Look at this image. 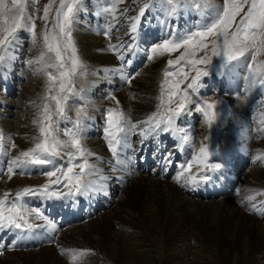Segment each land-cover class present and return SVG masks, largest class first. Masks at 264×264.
Returning a JSON list of instances; mask_svg holds the SVG:
<instances>
[{
  "label": "bare ground",
  "instance_id": "6f19581e",
  "mask_svg": "<svg viewBox=\"0 0 264 264\" xmlns=\"http://www.w3.org/2000/svg\"><path fill=\"white\" fill-rule=\"evenodd\" d=\"M217 2L220 3V0ZM101 3L109 6V2L94 0L91 9L84 7L79 12V16L85 17V21L90 20L95 26L89 28L91 33L84 29L74 33L85 67L92 70V79L90 78L87 85L96 90L90 91V94L84 93L85 97L83 94L81 97L87 103L92 102L95 93L97 97L102 96L100 99L106 98L105 105H107V103L111 104V99L115 96L114 92L120 89L121 81L137 75V70L148 60L149 53L146 50L153 46L155 40L168 38L170 28L180 32L186 31L199 21L200 17L194 12L182 11L178 17L165 18V21L160 23L165 16L164 11L152 6L141 18L135 33L136 38L133 40V34L130 32V18L136 16L139 11H136L135 7L129 11L126 6L119 3L113 13L116 18L110 20L106 13H101L102 9H98ZM125 9L127 12L124 11ZM98 13L101 18H97ZM83 21L80 20L81 26L85 25ZM109 25L113 27L109 28ZM101 32L104 34L108 32L111 40L109 43L108 40L100 37ZM109 44L118 46L132 44L133 47L131 50L122 49L125 59L120 60L115 51L108 49ZM12 49L10 50L11 58L5 61L3 69L0 70V76L6 83L9 95L11 92L14 93L13 86H16V80H20V76H27L23 68H18L22 48L12 47ZM33 57L31 60L35 61L37 56ZM145 63L140 76L134 80L132 86L126 87L129 90L130 100L126 98L123 91L117 92V98L125 106L124 112L127 117L121 109L107 105L99 106L96 113H93L90 108L88 118L84 121L82 135L85 137L82 136L81 140L86 142L83 144L84 147L93 153L88 157V161L96 168L95 174L87 176V179L95 182L93 188L99 189L96 191L105 194V198L98 199L92 195L76 198L87 204L98 203L102 209L80 221L65 217L61 227L47 218L54 227L43 221L44 229L52 234L46 242L25 252L23 249L6 248L0 254V264H259V260L264 259V161H253L258 153H264V132L257 131L262 127L258 123V114L264 112V92L258 88L256 91L255 88L246 90L248 67L239 69L238 65L247 63L237 64L229 69L236 68L235 77L229 78L227 72L229 70H224L223 73H213L211 77L209 76V83H201L199 92H203V98L207 97L206 93L224 96L238 91V94L242 92V102L239 103V109L229 123H221L215 133L212 130L210 135L209 132L205 135L201 132V136L196 139L192 137V129L189 127L192 121L196 123L195 109L190 115L186 113L179 117L177 126L183 128L191 137V142L183 147H181L179 136L171 131H157L147 136L141 134L140 129L147 125L139 124V122L147 120L157 112L156 82L158 81L157 72L161 66L158 58ZM36 64L38 63L28 65L31 67L29 76L37 72ZM101 66L103 68H100ZM94 70L104 72V75L95 76ZM107 78L114 83H109ZM32 81H35L36 85L29 84L31 89L26 90L28 92L26 94L22 92L19 98V102L27 109L26 113L21 112L19 116L23 117L25 114V119L22 121L15 117L10 120L0 116V125L2 123L5 126L1 129H4L6 138L4 144L6 154L0 155L2 177L8 175L6 174L8 171L4 169L12 160L10 157L12 134L17 133L18 136L15 138L17 143L26 149L34 145L33 120L38 111L41 91L38 90V81L34 79ZM105 81L106 84H104ZM6 97L0 99V105L9 107L12 104ZM197 100L196 98L194 103ZM72 101L80 102L77 98ZM108 109L123 113L124 118L129 122V128L131 124L138 125L136 129H130L127 132L122 144L118 146L116 155L109 149L105 135L104 120L106 121L107 112L103 117V110ZM5 110L6 113L7 108ZM100 110L102 113L99 114ZM101 124H105L103 130H100ZM64 125L72 127V124L67 121L60 126ZM225 127L231 128L230 135L225 134L227 133ZM60 136L62 139L66 138L63 136V131L60 132ZM165 136L171 139L166 140L165 143L174 149L169 156L166 151L165 153L163 150L160 151L162 141L154 139ZM195 140L196 145H194ZM204 143L208 144L213 153L210 162L223 165L221 169L211 174L213 181L210 183V186L220 185L224 189L220 199L195 196L194 193L200 194L204 191L203 184L185 186V177H181L178 183L176 177L181 171L180 167L168 179L164 176L165 170L162 173L156 172L157 163L154 165L149 163V160L161 161L163 164L166 163V167H170L172 162L178 161L175 159L176 155L182 156L183 149L190 150L193 144L194 153H196ZM22 151L24 150L21 149ZM233 160L237 161L231 163ZM245 163L249 166L242 171ZM55 164L56 167L66 168L67 157H57ZM49 170H52L51 165L42 168L34 167L26 170L24 174H21L20 169H15L14 173L17 171V174L8 178L7 182H5L7 177L0 178L1 188H5L7 184V189L2 190L0 195L11 190L12 193L9 194L11 199L18 190L43 182L46 177L41 176ZM230 171L233 173L230 174ZM195 172L196 166L193 165L191 173L188 174ZM34 175L41 178H35ZM23 183H27V186L22 185ZM56 187L54 186V189ZM106 198H109V202L102 200ZM22 202H26L29 208L37 206L51 218L57 216L59 207L63 210L65 207L68 210L72 207L63 198L45 199L40 196H28L24 197ZM191 241L194 242L192 246ZM62 252H66L68 256ZM80 253L84 254L80 255ZM207 254L212 256L211 259ZM74 256L75 259H73Z\"/></svg>",
  "mask_w": 264,
  "mask_h": 264
},
{
  "label": "snow or ice",
  "instance_id": "6c2138e0",
  "mask_svg": "<svg viewBox=\"0 0 264 264\" xmlns=\"http://www.w3.org/2000/svg\"><path fill=\"white\" fill-rule=\"evenodd\" d=\"M122 0H111V7L102 9L104 13L115 12L116 6ZM158 3L164 11L166 19L178 17L182 11L194 12L199 15L200 20L189 27L186 31H177L170 28V36L164 38L162 43L154 44L146 51L148 59L151 61L156 56L164 53L171 54L179 49H183L175 60H168L164 71V80L161 83L160 105L157 112L153 113L145 121L139 124L147 125L141 128L144 136L154 134L157 131L173 132L179 136L181 147L191 142L190 135L183 128L177 126V119L184 114H191L189 105L194 103L193 95L197 94L202 86L201 78L209 75V69L213 66V58H218L219 63L215 66L217 71L223 73L237 64L247 63L248 81L247 88H258L264 92V61H258L257 56L264 51V0H145L139 13L130 18V32L135 40V33L141 18L145 16L146 10L152 8L153 3ZM35 3V0H0V70L3 69L5 61L11 58L10 49L14 41L18 38V33L27 31L32 35L33 42L36 41V25L34 17L27 11V4ZM53 4L56 7L53 9ZM84 8V0H49L44 5V14L40 17L45 21V30L41 34L46 51H42L35 61L29 60V64L39 63L41 65L37 71H45L48 77V90L41 98V109L39 119L33 120V124L38 129V136L32 148L22 151L19 156L9 161L8 172L14 173L15 169H20L21 174L34 167L52 166V170L45 171L44 175L56 179L37 187H25L18 190L14 197L9 199V193L5 192L0 198V230H19L20 233L31 232L42 225L31 222L43 220L51 225L47 217L40 208H29L26 202H22L24 197L40 196L45 199H60L65 197L88 196L94 189L92 180L87 176L94 175L96 168L89 163L88 157L93 153L85 148L81 143L84 128V121L88 118L85 108L77 111L76 119L72 120L67 116L66 104L73 96H80L83 89L77 91L72 87L73 77L84 75L83 62L76 54V47L72 39V26L77 19V14ZM54 11L51 18V29L48 28L49 13ZM127 12V9L124 10ZM99 14V13H98ZM116 17L113 16V19ZM113 25H109V28ZM108 35V32H105ZM132 44L115 45L109 44L108 49L115 51L120 60H124L122 49L131 50ZM211 54H208V49ZM204 51V55L197 58V53ZM47 53H54L55 60L49 62L45 59ZM70 53L67 56L66 54ZM251 55V62L248 57ZM131 63V61H128ZM205 65L204 68L198 65ZM187 67L189 70L183 71ZM174 68L175 71H169ZM49 69L54 71H49ZM195 73L192 75L191 73ZM179 75L180 79L175 82L169 81L170 76ZM190 80L186 87L180 85ZM53 83L59 84L56 95H50ZM167 85V87H165ZM167 92L168 100L165 105L164 94ZM179 100L175 108L170 105ZM54 103V109L52 103ZM222 101H195V111L201 113L209 127L224 118V112L219 105ZM161 107H166L165 111H160ZM231 115L230 110H224ZM258 123L262 127L257 131L264 132V112H260ZM67 121L72 127L63 129L62 139L60 136L61 122ZM137 124H131L124 118L123 113L115 109H108L106 116L105 135L108 140L109 149L114 155L117 154L118 146L123 142L130 129H136ZM207 140V137H205ZM6 138L0 133V155L6 154L4 144ZM14 147V145H13ZM74 150V151H73ZM213 153L208 144H201L198 152L186 164H182L181 171L176 177L180 182L181 177H185V186H198L210 182L212 173L223 167L221 163L210 162ZM57 157H67L68 166L56 167ZM79 160L80 163H75ZM253 161H264V153H258ZM169 163L171 161L169 160ZM193 165L196 172L191 173ZM79 172H75L76 168ZM188 174V175H186ZM54 186L56 190H54ZM67 188V191H59L58 187ZM102 187V186H101ZM255 207V206H253ZM84 253H80L83 255ZM75 259V256L73 257Z\"/></svg>",
  "mask_w": 264,
  "mask_h": 264
},
{
  "label": "rangeland",
  "instance_id": "374dc122",
  "mask_svg": "<svg viewBox=\"0 0 264 264\" xmlns=\"http://www.w3.org/2000/svg\"><path fill=\"white\" fill-rule=\"evenodd\" d=\"M101 1V0H100ZM104 2L106 1L107 3L109 2V6H108V4L107 5H103L102 3H101V6H96V7H98V9H104V8H107V7H111V1L110 0H103ZM8 2L10 3V0H8ZM93 2H94V0H84V7H86V8H88V9H91L92 8V6H91V4L93 5ZM143 2H145V0H122V2L120 3L121 5H123V6H126V8H128V10L130 11V9L131 8H133V7H135L136 9V11H139L140 10V7H142V5H143ZM223 2V0H220V3H222ZM49 3V0H35V3H28L27 4V11L34 17V22H35V25H36V28H35V31H36V41L35 42H33V38H32V35L29 33V32H27V31H21L20 33H18V38L14 41V43H13V47H15V48H18V47H20V49L23 51L22 53H21V55H20V61H18V62H20V64L18 65V68H23V71H25V74L27 75V76H20V80L18 79V80H16L17 81V84H16V86H13V87H15L14 88V93L13 92H11V94L9 95V94H7V87H6V83H4L3 82V80H2V78H1V76H0V99H3L4 97H6V98H9L10 99V103L12 104L11 106H9V107H5V105H3V104H1L0 105V111H1V113H0V116L1 117H4V118H9L10 120H13V119H15V117L16 118H20L22 121L25 119V114L23 115V117L22 116H19V113H21V112H27V109H25V106H22V104L19 102L20 101V95L22 94V92L24 93V94H26V93H28L26 90H29V89H31V88H29L30 87V85L32 84L33 86H35L36 84H35V81L33 82L32 80L34 79V80H36V81H38V90L39 91H41L40 92V98H42V97H44L45 96V94H46V92H47V90H48V84H49V81H48V77H47V74H46V72L45 71H37L36 73H34V75H31V76H29L28 75V73H29V70L31 69V67H28V65H29V63H28V61L29 60H31V59H33L34 57L33 56H37V57H39L40 56V53L42 52V51H46V49H45V46H44V43H43V40H42V36H41V34L43 33V31L45 30V21L44 20H42L40 17H42L43 16V14H44V5L45 4H48ZM57 3H58V0H57ZM88 3V4H87ZM88 5V6H87ZM104 6V7H103ZM153 6L155 7H158V9H161L162 10V8L160 7V5L158 4V3H153ZM56 7V5L55 4H53V9ZM130 7V8H129ZM151 9V8H150ZM147 11V10H146ZM163 11V10H162ZM102 14H104L103 12H101ZM107 14V16H109V19L110 20H114L113 19V16H114V14H113V12H109V13H106ZM54 15V11L53 12H50L49 13V21H48V28L49 29H51V18H52V16ZM111 16V17H110ZM77 17H78V19H76L75 20V22L73 23V26H72V39H73V42H74V44H75V47H76V54H77V56L79 57V59H80V61H82L83 62V59H82V57H81V53H80V47L78 46V43H77V38H76V36H75V33H74V31H77V30H80V29H84V30H88L89 32H90V30H89V28L91 27V26H93V28L95 27L92 23H91V21L90 20H87V21H85V17H81V16H79V13L77 14ZM80 17V18H79ZM164 18L163 19H161L160 20V23H163L164 21H165V16H163ZM97 18H101L100 17V14L97 16ZM80 20H84L82 23H84L85 25L83 26V28H82V26H81V24H80ZM79 24V25H78ZM86 24H88L87 26H86ZM79 26V27H78ZM79 28V29H78ZM91 33V32H90ZM102 34H99L100 35V37H102L103 39H105L106 41L108 40V43H109V41H111L110 40V38H109V35H105L103 32H101ZM108 37V38H107ZM164 38H161V39H158V40H155V42H154V44H159V43H162V40H163ZM107 43V44H108ZM153 44V45H154ZM20 45V46H19ZM11 51L13 50L12 48L10 49ZM11 51H10V53H11ZM181 51H183V49H179V50H177V51H175V52H172L171 54H168V53H164L163 55H159V56H156L155 58H158L159 60H160V62H161V66L159 67V70H158V72H157V74H158V81L156 82V87H157V90H156V93H157V97H156V99H155V105H156V108H157V110H158V106L160 105V99H159V97L161 96V83H162V81L164 80V71H165V68L167 67V61L168 60H170V59H172V60H175L176 59V57L177 56H179L180 55V52ZM208 54L210 55L211 54V49L209 48L208 50ZM205 53H204V51H200V52H198L197 53V58L199 57V56H202V55H204ZM68 55H70V53H67L66 54V58H67V56ZM11 56H12V53H11ZM45 59L46 60H48L49 62H51V61H54L55 60V55H54V53H47V55H46V57H45ZM257 60L258 61H264V51H262L258 56H257ZM146 61H149V59L148 60H146ZM145 61V62H146ZM144 62V64L142 65V67H140L138 70H137V75H135L133 78H130V77H127V79H125V80H123V81H121V83L119 84V87H120V89L118 90V88H117V90L118 91H123V93H125V95H126V98L127 99H129V97H128V93H129V90L128 89H126V87L128 88V86L130 85V86H132V83L134 82V80L137 78V77H139L140 76V74H141V69H144L143 68V66L146 64ZM248 62H251V55H249V57H248ZM219 63V61H218V58H213V66L209 69V75L208 76H205V77H202L201 78V83L202 82H204V83H209L208 82V78H209V76L211 77L212 75H213V73H219L220 71H216V68H215V66L217 65ZM83 65H84V68L83 69H81V71H84V75H76V76H74L73 77V83H72V87H74L77 91H79V90H81V89H83V91H82V94H83V97H85V95H84V93H89L90 91H92V90H95V89H93V87H91V86H89V85H87L89 82H90V78H91V75H92V70H89L88 69V67H85V63L83 62ZM36 66H37V69L38 68H40L41 67V65L38 63V64H36ZM106 66V65H105ZM104 66V67H105ZM239 66V69H241V68H245V67H247V64L246 65H238ZM109 67H111V66H109ZM198 67H201V68H204L205 67V65H203V64H201V65H198ZM100 68H103V66H101ZM232 68V67H231ZM230 68V69H231ZM189 69L187 68V67H185L184 69H183V71H188ZM226 70H229V69H226ZM225 70V71H226ZM236 70V68H233L232 70H229V71H227L228 72V77L229 78H231L232 76L233 77H235V75H234V71ZM28 71V72H27ZM49 71H54V70H51V69H49ZM89 71V72H88ZM95 71V72H94ZM93 72L95 73V76H103L104 74V72H97L96 70H94ZM101 71V70H100ZM169 71H175V69L174 68H169ZM33 72H35V71H33ZM192 75H194L195 73L193 72V73H191ZM15 75V74H14ZM14 75H13V77H14ZM243 75H245V74H243ZM90 76V77H89ZM88 77V78H87ZM129 78H130V80H129ZM180 78H182V77H180L179 75H175V76H170L168 79H169V81H171V82H175L177 79H180ZM92 79V78H91ZM133 79V80H132ZM139 79V78H138ZM107 80L109 81V83H114L110 78H107ZM31 81H32V83H31ZM190 82V80H188V81H185L183 84H181L180 85V87L181 88H184V87H186V85H187V83H189ZM84 83V84H83ZM30 84V85H29ZM104 84H106V81L104 82ZM125 85V86H124ZM84 86V87H83ZM122 86V87H121ZM165 87H167V85H165ZM211 87V86H210ZM106 88H107V86H106ZM125 88V89H124ZM52 92L50 93V95H56L57 94V91H58V89H59V84L58 83H53V85H52ZM96 91V90H95ZM118 91H116V92H114V95L116 96V98H115V96H113V98L111 99V104H108L107 103V105L108 106H111V107H117V108H119V109H121V111H123L124 112V108H125V106L124 105H122V103H121V101H119L118 100V98H117V92ZM125 91V92H124ZM255 91H256V88H255ZM254 91V92H255ZM127 92V93H126ZM116 93V94H115ZM232 93V92H231ZM231 93H229L230 95H227V94H225L224 96L223 95H221V96H218V95H215V94H213V93H211V94H209V93H206L205 95L207 96V97H202L203 96V92H199L198 91V93L197 94H195V95H193V101L194 100H196V98L199 100V101H209V102H211V101H222V103L219 105V108H220V110L221 111H223L224 112V118L221 120V121H218V123H216V124H213L211 127H209L208 125H207V123L204 121V117H203V115L201 114V113H199V112H197V111H195V113L197 112V114H196V116H195V122L196 123H192V130H194V132H193V134H192V137L194 138L195 137V139H196V137H199V136H201V132H203V134L202 135H205L206 133H208L209 132V135H210V133L212 132V130L214 131V133H215V131H216V129H218V127H220V124L221 123H224V122H227V123H229V120L232 118V117H234V115H235V113H236V111H237V109H239V106H240V102H242V92H239V94H238V91H236L234 94H231ZM81 94V95H82ZM90 94V93H89ZM256 94L258 95V93L256 92ZM81 95L80 96H73V97H71L69 100H68V102H67V104H66V109H67V116H70V118L72 119V120H75L76 119V115H77V111L80 109V108H85V110H86V112H87V114L89 113V111H90V108L92 109V112L93 113H96L97 112V110H99V106H107V105H105V101H106V98H104V99H100L102 96H99V97H97V96H95V93H94V95H93V97H92V102H85V100H84V98L83 97H81ZM92 95V94H91ZM100 95H102V94H100ZM195 96H196V98H195ZM5 98V99H6ZM79 99L80 100V102H73L72 101V99ZM99 99H100V101H99ZM130 100V99H129ZM167 100H168V95H167V92H165V94H164V101H165V105L167 104ZM41 99H40V101L38 102V104L40 105L41 104ZM98 102H100V103H98ZM49 103H52V105H53V109H54V103L53 102H51V101H49ZM179 103V100L177 99V100H175L170 106L172 107V108H175L176 107V105ZM245 107V106H244ZM7 108V112L5 113V109ZM189 109H190V111H192L193 109H195V107H194V103L192 104V105H189ZM232 109H235V110H233L232 111ZM88 110V111H87ZM166 110V107H161L160 108V111H165ZM224 110H230V112H231V115H228L227 114V112L226 111H224ZM8 111H10V112H8ZM20 111V112H19ZM40 111H41V109L40 108H38V111H37V113H36V117H35V120L36 119H39V113H40ZM107 111H105V110H103V115H104V113H106ZM232 112H234V113H232ZM98 113L100 114V113H102V110H100V111H98ZM244 113H247L246 111H244ZM124 114H125V116L127 117V114L124 112ZM29 116V115H28ZM73 116V117H72ZM96 117H98V116H96ZM234 119V118H233ZM227 120V121H226ZM62 124H64L65 123V121H62L61 122ZM251 123H252V120H251ZM61 124V125H62ZM3 124L1 123V125H0V129L1 128H5V126L3 125ZM36 125H34V128H35V133H34V135H35V137H37L38 136V129H37V127H35ZM216 126V127H215ZM230 126V125H229ZM61 127V131H63V129L65 128V127H69V126H67V125H64V126H60ZM226 129H227V133H225V134H227V135H230L229 133L231 132V128H229L228 129V127H225ZM203 131H202V130ZM4 130V129H3ZM2 129H1V133H3V135L5 134L4 133V131H3ZM223 134V133H222ZM225 134H223V136H225ZM18 135H17V133H14V134H12V137H11V140H12V142H13V144L10 146L11 147V154H10V157L13 159V157H15V156H19L20 155V153H21V149L22 150H28L29 148H27L26 149V147H23V146H21V145H19V143H17L18 141H16V137H17ZM82 136H84V135H82ZM85 137V136H84ZM81 139H83V137H81ZM218 139L220 140L221 138H220V136L218 137ZM29 140V139H28ZM196 141V140H195ZM194 141V143L196 144L197 143V141L195 142ZM33 142L35 143L36 141L35 140H33ZM81 143H82V145L83 144H85L86 142L84 141V142H82V140H81ZM194 144V145H195ZM13 145H15L14 147H13ZM28 145H30V144H28ZM84 146V145H83ZM9 151V150H8ZM74 151V150H73ZM10 152V151H9ZM75 163H80V161L79 160H77ZM249 166V165H248ZM247 165H245L243 168H242V171H243V169H246L247 167H248ZM8 168H9V166L7 165L6 167H5V169H4V171H8ZM75 172H79V168L77 167L76 169H75ZM6 174H8V175H6V177L5 176H3L2 177V174H1V176H0V178L2 177V179L3 178H6V180H5V182H7L8 181V178H10V177H13L15 174H17V171H15V173H13V174H10L9 172H6ZM3 175H4V173H3ZM24 176V175H23ZM17 177H19V176H17ZM26 177H28V176H26ZM34 177L36 178H41V177H46V179H43L44 181L43 182H41V183H39L38 185H33V186H39V185H43V184H45V183H47L48 181H49V179H52V180H54V179H56V177H52V178H49V177H47V176H45V175H43V176H41V177H38L37 175H34ZM19 178H21V177H19ZM25 178V177H24ZM31 178V177H30ZM32 178H33V176H32ZM1 179V180H2ZM7 184H5V188H1L0 187V192H3L5 189H7V186H6ZM22 185H26L27 186V183H23ZM33 186H31V187H33ZM3 190V191H2ZM54 190H56V189H54ZM58 190L59 191H66L67 190V188H64V187H62V186H59V188H58ZM236 191H237V188H236ZM235 191V192H236ZM8 192V191H7ZM10 192H11V190H10ZM10 192H8L9 194H11ZM4 195H2V193H1V195H0V197H3ZM119 196V195H118ZM115 198V197H114ZM116 199V198H115ZM217 199H220V198H217ZM198 200V199H197ZM113 202H114V200H113ZM113 206V205H112ZM264 216V215H263ZM191 227V226H190ZM192 245H194V242L193 241H191V246ZM38 249V248H37ZM25 250H27V249H24V252H25ZM17 252V251H16ZM12 253V252H11ZM62 254H65V255H67L68 256V254L66 253V252H62ZM208 255V254H207ZM206 255V256H207ZM209 256V258L211 259V255H208ZM71 262H73V261H71ZM74 263H76V262H74ZM257 264V263H256ZM259 264H264V259H260L259 260Z\"/></svg>",
  "mask_w": 264,
  "mask_h": 264
}]
</instances>
